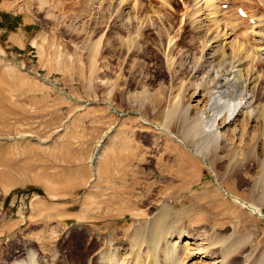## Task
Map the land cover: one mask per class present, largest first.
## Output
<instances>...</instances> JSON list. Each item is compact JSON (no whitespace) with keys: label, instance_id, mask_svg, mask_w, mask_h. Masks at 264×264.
Returning a JSON list of instances; mask_svg holds the SVG:
<instances>
[{"label":"rangeland","instance_id":"rangeland-1","mask_svg":"<svg viewBox=\"0 0 264 264\" xmlns=\"http://www.w3.org/2000/svg\"><path fill=\"white\" fill-rule=\"evenodd\" d=\"M263 35L264 0H0V264H264Z\"/></svg>","mask_w":264,"mask_h":264},{"label":"bare ground","instance_id":"bare-ground-1","mask_svg":"<svg viewBox=\"0 0 264 264\" xmlns=\"http://www.w3.org/2000/svg\"><path fill=\"white\" fill-rule=\"evenodd\" d=\"M213 4V3H212ZM210 5V4H209ZM211 6V5H210ZM213 6V5H212ZM216 7V6H215ZM209 10V9H208ZM217 11H218V9H217ZM218 13V12H217ZM214 14H215V11H214ZM240 14V13H239ZM257 23V22H256ZM262 29V28H261ZM257 34V33H256ZM262 38H264V35H263V37ZM208 40H210L212 43H211V46H212V49L210 48V50H213V51H209L210 52V54H211V52H212V54H211V56H214L215 55V53L217 52V49H214L215 47L217 48V47H219L218 45L220 44V43H218L217 44V42H218V39H217V37L216 36H210L209 38H208ZM215 43V44H214ZM220 49V48H219ZM207 53H208V50H207ZM208 55V54H207ZM204 56H206V54L204 55ZM209 57V56H208ZM208 57H206L207 59H208ZM207 65V64H206ZM238 65H240L239 63L237 64V65H235V67H237ZM234 68V67H233ZM231 70V69H230ZM228 74V73H227ZM248 77V79H247V81H245L246 82V87L247 88H249V89H251V85L253 84V82H255V78H257V77H255V75H254V73H253V71H251L250 72V74L247 76ZM218 80V79H217ZM224 82H225V80H224ZM221 83V81H220V79H219V81H217L216 82V87H223V85L225 84V83ZM227 82H228V80H227ZM227 84V83H226ZM245 84V83H244ZM245 87V88H246ZM197 90V89H196ZM214 93V92H213ZM212 94V93H211ZM237 95V94H236ZM213 97H215V96H213ZM250 97H252V96H250L249 95V97H247V99L245 100V101H243L244 99L242 98V99H240L239 101H237V103H236V101L234 102V104H230V105H228L229 104V102H227L228 104V107H226V111H227V113L225 114V116L223 117L224 119H222V121L221 122H218V124L219 123H221V127H223L224 126V124L225 125H227L228 123H230V122H232V120H234L235 118H236V115H238L239 113H238V111H239V108H240V106H241V108L242 107H244L245 109L247 108H249V106H251L252 105V102H253V99L251 100L250 99ZM211 98V97H210ZM216 98V97H215ZM214 98V99H215ZM213 99V100H214ZM211 100V99H210ZM230 100V99H229ZM234 100V99H233ZM220 101V100H219ZM227 101V100H226ZM232 101V100H231ZM225 102V101H224ZM236 103V104H235ZM207 104V103H206ZM216 106H218L219 107V105H216ZM215 106V107H216ZM224 108V107H223ZM217 109H219V108H217ZM221 109H222V107H221ZM220 109V110H221ZM220 110H217V111H220ZM224 111V110H223ZM251 111V110H250ZM220 112H222V111H220ZM253 112V111H252ZM201 113V112H200ZM223 113V112H222ZM204 114V113H203ZM202 114V115H203ZM213 114H215V113H213ZM218 116H222V114L220 113V115L219 114H217ZM215 117V116H214ZM216 120V119H215ZM212 122V121H211ZM214 125H215V123H214ZM209 126H211V125H209ZM216 131V130H215ZM218 132V131H217ZM200 153H201V151H200ZM162 217V216H161ZM158 227V226H157ZM162 227V226H161ZM181 241H183V240H181ZM177 243H179V240H177L176 241V244ZM191 243V242H190ZM201 243V242H200ZM183 244V243H182ZM186 244V241L184 242V245ZM199 244V243H198ZM209 245V244H208ZM213 245V244H212ZM183 245H179V247H182ZM209 247V246H208ZM177 248V247H176ZM206 249V248H205ZM231 248H229V247H227V248H225V249H223V256H224V260L227 262V264L229 263V264H232V262H230V257L233 255V252H231V250H230ZM180 250V249H179ZM222 250V249H221ZM176 251V250H175ZM178 251V250H177ZM173 253V252H172ZM232 253V254H231ZM235 253V252H234ZM177 254V253H176ZM236 254V253H235ZM193 257H195V259L197 258V257H200V255H199V253H195V254H193L192 255ZM234 256V255H233ZM31 257V256H30ZM192 259V258H191ZM221 259V258H220ZM224 260H222V261H224ZM221 261V262H222ZM222 262L221 264H226V262ZM217 262H220L219 260L217 261Z\"/></svg>","mask_w":264,"mask_h":264},{"label":"water","instance_id":"water-1","mask_svg":"<svg viewBox=\"0 0 264 264\" xmlns=\"http://www.w3.org/2000/svg\"><path fill=\"white\" fill-rule=\"evenodd\" d=\"M37 193H40V194H42V191L40 190V189H38V188H35L34 189Z\"/></svg>","mask_w":264,"mask_h":264},{"label":"crops","instance_id":"crops-1","mask_svg":"<svg viewBox=\"0 0 264 264\" xmlns=\"http://www.w3.org/2000/svg\"><path fill=\"white\" fill-rule=\"evenodd\" d=\"M8 10H9L8 8H4V9H2V11H5V12L8 11Z\"/></svg>","mask_w":264,"mask_h":264}]
</instances>
